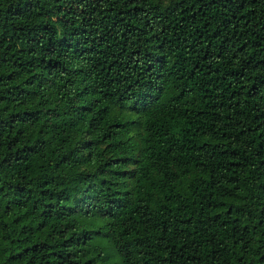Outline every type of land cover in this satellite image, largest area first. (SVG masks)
<instances>
[{"label":"trees","instance_id":"obj_1","mask_svg":"<svg viewBox=\"0 0 264 264\" xmlns=\"http://www.w3.org/2000/svg\"><path fill=\"white\" fill-rule=\"evenodd\" d=\"M0 264H264V0H0Z\"/></svg>","mask_w":264,"mask_h":264},{"label":"rangeland","instance_id":"obj_2","mask_svg":"<svg viewBox=\"0 0 264 264\" xmlns=\"http://www.w3.org/2000/svg\"><path fill=\"white\" fill-rule=\"evenodd\" d=\"M86 223H87V220H86ZM88 224V223H87ZM107 250L111 253L112 250H111V247L110 246H107Z\"/></svg>","mask_w":264,"mask_h":264}]
</instances>
